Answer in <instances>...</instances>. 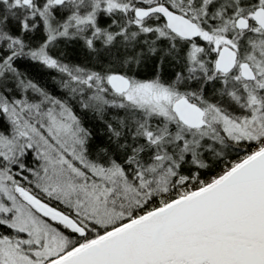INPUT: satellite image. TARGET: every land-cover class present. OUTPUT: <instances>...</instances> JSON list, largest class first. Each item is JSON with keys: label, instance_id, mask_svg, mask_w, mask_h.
<instances>
[{"label": "snow or ice", "instance_id": "6c2138e0", "mask_svg": "<svg viewBox=\"0 0 264 264\" xmlns=\"http://www.w3.org/2000/svg\"><path fill=\"white\" fill-rule=\"evenodd\" d=\"M0 264H264V0H0Z\"/></svg>", "mask_w": 264, "mask_h": 264}]
</instances>
